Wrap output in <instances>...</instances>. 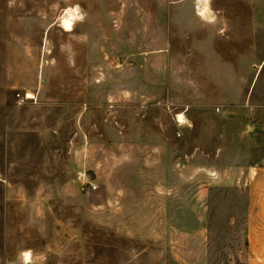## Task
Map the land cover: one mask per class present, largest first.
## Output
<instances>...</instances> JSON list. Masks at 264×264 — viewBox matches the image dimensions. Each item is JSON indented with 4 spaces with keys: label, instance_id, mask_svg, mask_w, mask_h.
<instances>
[{
    "label": "rangeland",
    "instance_id": "1",
    "mask_svg": "<svg viewBox=\"0 0 264 264\" xmlns=\"http://www.w3.org/2000/svg\"><path fill=\"white\" fill-rule=\"evenodd\" d=\"M262 160L264 0H0V264H257Z\"/></svg>",
    "mask_w": 264,
    "mask_h": 264
},
{
    "label": "crops",
    "instance_id": "2",
    "mask_svg": "<svg viewBox=\"0 0 264 264\" xmlns=\"http://www.w3.org/2000/svg\"><path fill=\"white\" fill-rule=\"evenodd\" d=\"M248 216L246 227L247 245L257 264H264V161L251 166L247 178Z\"/></svg>",
    "mask_w": 264,
    "mask_h": 264
},
{
    "label": "clouds",
    "instance_id": "3",
    "mask_svg": "<svg viewBox=\"0 0 264 264\" xmlns=\"http://www.w3.org/2000/svg\"><path fill=\"white\" fill-rule=\"evenodd\" d=\"M77 12H78V6L75 7V8H71L67 11L66 13V18L63 19V27L67 30H70L71 27H72V22L73 20H79V19H82L81 16L77 15ZM23 257H24V261H25V264H27L30 256H31V252L30 250L27 251V252H24L22 253Z\"/></svg>",
    "mask_w": 264,
    "mask_h": 264
}]
</instances>
